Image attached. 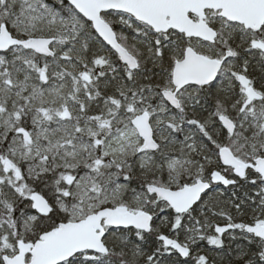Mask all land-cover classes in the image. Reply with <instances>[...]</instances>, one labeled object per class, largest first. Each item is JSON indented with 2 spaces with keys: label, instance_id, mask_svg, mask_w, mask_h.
<instances>
[{
  "label": "snow or ice",
  "instance_id": "obj_1",
  "mask_svg": "<svg viewBox=\"0 0 264 264\" xmlns=\"http://www.w3.org/2000/svg\"><path fill=\"white\" fill-rule=\"evenodd\" d=\"M0 264H264V0H0Z\"/></svg>",
  "mask_w": 264,
  "mask_h": 264
}]
</instances>
